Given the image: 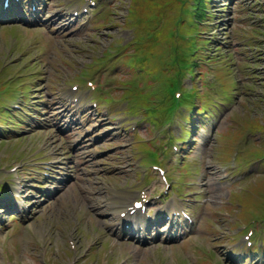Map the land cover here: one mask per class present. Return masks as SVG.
<instances>
[{
    "label": "rangeland",
    "instance_id": "rangeland-1",
    "mask_svg": "<svg viewBox=\"0 0 264 264\" xmlns=\"http://www.w3.org/2000/svg\"><path fill=\"white\" fill-rule=\"evenodd\" d=\"M62 1V0H58ZM249 3L250 0H237L235 3L231 5L229 1H227L228 5L225 7V15L231 16L232 11H235L233 16L234 18H237V11L239 12L238 7H236L237 3L240 2ZM252 1V0H251ZM117 3V2H116ZM119 4V3H118ZM214 9V8H213ZM58 9H54L52 12H50V17L54 18L55 22L54 27H56L59 23V19L57 18V15L54 16L55 12H57ZM127 13V5L121 3L119 10L116 11V19L117 23H107L105 25H99L96 27H93L92 30H85L82 32H62L60 34L52 33V39L50 41H46L41 43L40 47L37 48L36 51L40 53L48 52L49 54H53V58L49 63V66L44 69V75L42 77L41 88L46 90V94L48 95L47 98H53V94L50 93V89L55 86L54 80L56 83L59 84L60 81L63 80L64 77L69 72H73L75 69L80 68V66L85 63L89 62L92 58V55L94 53L101 52L105 46L109 45L112 41L119 37H123V39L126 41L130 38V35L126 32L127 30L122 29V27L118 24H121L124 22L125 14ZM247 14L246 12L242 15L245 16ZM251 20H253V17L248 20H235V24L238 28L243 29H249V25L251 24ZM53 21V19H52ZM66 26V25H65ZM221 28L218 30V36L223 37ZM232 27H227V29ZM222 34V35H221ZM32 36V34H29V38ZM259 36H263L259 34ZM50 37V34H49ZM28 40V39H27ZM10 39L9 36L6 35V33H2L0 31V61L1 56L4 54L5 48L7 47V44L9 43ZM85 47H91L89 51L84 50ZM17 50V49H16ZM37 53V52H35ZM15 55V54H12ZM47 55V53L45 54ZM53 59L55 61H53ZM66 60H69L71 64L68 65L66 71H59L57 69V66H59V63H63ZM238 60V59H237ZM11 60H9L10 62ZM118 62H121L118 60ZM238 62V61H236ZM236 62H234L236 64ZM46 63V62H42ZM263 74V72H262ZM240 78L242 76H239ZM264 77V75H263ZM34 80V79H33ZM259 85V84H258ZM251 94V92H250ZM252 94L256 95L255 99L261 103V104H255L251 103V101L246 102V108L249 111V115L254 118L258 117L260 118V121L264 123V88L263 85L260 83V86L254 87V90L252 91ZM262 98V99H261ZM241 100L237 101L235 103V108L240 112L245 110V105L243 103H240ZM219 114V113H218ZM215 120V119H214ZM230 122V116L227 117L218 124L215 120V122H212L211 120L205 121V125L202 127V130L197 134L198 142L194 146H190L191 149L194 150V154L196 155V162L198 165H200L196 170H198V175H196V178L199 179H207V190H208V197L205 204L200 207V217L202 218V225L201 229L197 232V234H202L207 229L205 218L206 215H209L213 212H216V210L219 209H225L226 208V200L232 199L233 205L229 206V208L233 211L232 217H229L228 219L221 218L218 223L216 224L219 226L217 227V233L219 237L213 238V240L210 238V230L206 234L209 236L210 245H214L213 243H216V239L220 238V236L224 235V232L222 228L229 227V223H232L234 220H238L239 217H237V214L239 215L240 207L239 204L237 205L236 200L239 201L243 205V209L240 212L241 217H245L248 213L255 210V207L259 205L260 200L259 199H253V195L251 193V190H245L241 194L236 195V200H234L233 193L234 190L240 192V190L244 189V184H238L235 186H231L230 182L226 180H222V169L223 166H226V164L220 159L219 152L221 151V141L222 136L219 137V131L226 130L228 128V123ZM210 123V124H208ZM68 126L67 123L63 124L62 127ZM53 139H60L59 134H53ZM56 135V136H54ZM125 135V132L122 130V127H119L117 130L112 132L110 135V139H103L102 144L110 145L115 144L118 142V140ZM254 137L256 139H259L258 133H254ZM77 138V134L71 135V142L73 143ZM29 142H31L33 139L35 141L42 140L41 135H37L36 137H27ZM45 142V140L43 139ZM51 139L47 143H51ZM59 142V140H58ZM98 148H100V145H98ZM5 147L0 146V157H7L9 159V153L4 152ZM134 153L130 148H123V149H116L110 153H105L103 155L104 159H110L111 162L115 163H121V167L113 173L112 177L114 176L117 180L113 179L117 184L124 185L126 180L131 177H135L134 167L131 165V161L133 159ZM224 159V158H222ZM221 164L223 166H221ZM98 168L103 172V165L99 164ZM221 169V170H220ZM98 173L93 175L89 178V182L86 184H83V191L85 193L82 196H74L72 198H69L66 193H63L60 197H58L55 201V204L51 208L47 207L45 210H43L44 214V222L37 223L36 226L39 228L38 235L40 236V233L44 231V228L49 223L58 222V226L60 225H66L65 229L62 228L61 230H57L54 234L55 236V243L58 244L57 250L54 252L53 257L55 259H59L61 261L66 262V258H64L63 255V248L67 246L66 239L67 236L70 234V231L73 230V226L71 223H69V220L71 219L73 222L75 220H80L78 214L76 213V208L78 206L79 199H84L85 201L91 200L92 195V208L94 205H98V201L94 200V196L97 194H103L104 189L97 181ZM86 177H83V180H85ZM248 185V184H247ZM89 186V187H87ZM246 186V185H245ZM91 193V195H90ZM252 199V200H251ZM251 200V201H250ZM57 202V203H56ZM61 211H60V210ZM96 215L99 217L100 224H99V230H92V225L89 224L88 219L85 221H82L81 225L82 227L78 231L77 238H78V244L83 248L88 240H95L97 237L102 238V241L105 243L111 242L113 251L108 253V258H116L121 257L126 254L132 253L134 256L131 259V264H154L151 258H153V254L151 249H140L137 245H135L132 242L128 241H121L120 238L115 237V233L110 231L109 227V219L107 221H104L99 214H97L96 210H92ZM47 222V224H46ZM35 230V228H33ZM91 235L87 238H84L85 235L88 232H91ZM96 231V232H95ZM215 234V233H214ZM84 236V237H83ZM25 240V238H24ZM22 242L20 251L17 253L18 259L21 260V264H37V260L31 256L32 252H38L39 249L37 248L36 243L31 238H27L26 241ZM226 244H228V247L230 246L228 241H225ZM20 246V245H19ZM183 244L175 245V246H169L165 249V255L168 258V261L166 264L170 263L173 258L176 256H180L181 258H189L190 262L193 263L194 259H191V253L189 250L183 248ZM223 248V247H221ZM3 245L0 242V264H4V260H2V254H3ZM150 250V251H149ZM105 257L107 255L105 254ZM106 262V261H105ZM103 262L102 264H105ZM79 264H89V261H83Z\"/></svg>",
    "mask_w": 264,
    "mask_h": 264
},
{
    "label": "trees",
    "instance_id": "trees-1",
    "mask_svg": "<svg viewBox=\"0 0 264 264\" xmlns=\"http://www.w3.org/2000/svg\"><path fill=\"white\" fill-rule=\"evenodd\" d=\"M149 1H150V10L149 11H153L154 9H159L160 8L161 9V13H158L159 16H161V17H165L166 16V12H164L165 11V7L164 6H160L159 7V6L155 5V4H153L152 0H149ZM167 1L169 3L170 7L173 6V5H176V3H177L176 0H167ZM142 24H146L147 25V22H146L145 19L143 20Z\"/></svg>",
    "mask_w": 264,
    "mask_h": 264
}]
</instances>
